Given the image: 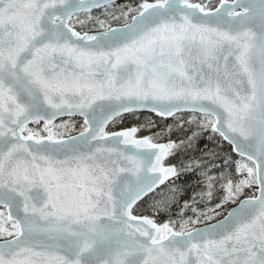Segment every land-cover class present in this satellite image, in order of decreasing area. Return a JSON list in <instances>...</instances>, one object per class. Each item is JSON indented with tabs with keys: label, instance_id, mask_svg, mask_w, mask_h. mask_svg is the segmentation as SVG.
I'll list each match as a JSON object with an SVG mask.
<instances>
[{
	"label": "snow or ice",
	"instance_id": "snow-or-ice-1",
	"mask_svg": "<svg viewBox=\"0 0 264 264\" xmlns=\"http://www.w3.org/2000/svg\"><path fill=\"white\" fill-rule=\"evenodd\" d=\"M0 264H264V0H0Z\"/></svg>",
	"mask_w": 264,
	"mask_h": 264
}]
</instances>
